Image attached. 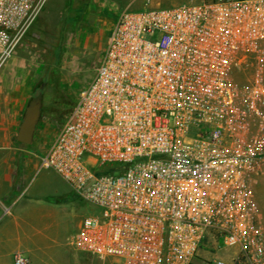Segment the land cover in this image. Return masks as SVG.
Listing matches in <instances>:
<instances>
[{"label":"built area","instance_id":"built-area-1","mask_svg":"<svg viewBox=\"0 0 264 264\" xmlns=\"http://www.w3.org/2000/svg\"><path fill=\"white\" fill-rule=\"evenodd\" d=\"M46 2L0 0V71ZM39 169L94 208L71 237L77 252L264 264L253 190L264 173V0L121 12Z\"/></svg>","mask_w":264,"mask_h":264},{"label":"rangeland","instance_id":"rangeland-1","mask_svg":"<svg viewBox=\"0 0 264 264\" xmlns=\"http://www.w3.org/2000/svg\"><path fill=\"white\" fill-rule=\"evenodd\" d=\"M130 1L47 0L0 71L1 135L5 132V138L15 140L28 103L41 93V114L33 142L27 147L41 156L79 92L93 80L111 27L120 13L189 5L197 0H136L133 4L136 7L126 8ZM36 182L58 222L54 241L45 249L18 251L27 257L29 264H117L114 260L77 252L70 246L71 237L81 221L93 213V206L77 198L51 170H39ZM253 190L255 201L264 212V173L256 178ZM74 197L75 207L70 199ZM228 251L232 252L224 250L218 256L228 255Z\"/></svg>","mask_w":264,"mask_h":264},{"label":"crops","instance_id":"crops-1","mask_svg":"<svg viewBox=\"0 0 264 264\" xmlns=\"http://www.w3.org/2000/svg\"><path fill=\"white\" fill-rule=\"evenodd\" d=\"M135 1L125 7H136ZM5 134H0V264H14L13 256L19 250L28 253L31 248L45 249L53 242L58 221L36 182L40 156L16 140L9 141ZM70 199L77 206V199ZM228 257L220 256L226 261Z\"/></svg>","mask_w":264,"mask_h":264},{"label":"water","instance_id":"water-1","mask_svg":"<svg viewBox=\"0 0 264 264\" xmlns=\"http://www.w3.org/2000/svg\"><path fill=\"white\" fill-rule=\"evenodd\" d=\"M41 93L35 95L28 103L22 121L15 135L17 143L29 146L33 142L34 133L40 117Z\"/></svg>","mask_w":264,"mask_h":264},{"label":"trees","instance_id":"trees-1","mask_svg":"<svg viewBox=\"0 0 264 264\" xmlns=\"http://www.w3.org/2000/svg\"><path fill=\"white\" fill-rule=\"evenodd\" d=\"M18 145L23 147V145H21V144H19V143H18ZM24 147H26V146H24Z\"/></svg>","mask_w":264,"mask_h":264},{"label":"flooded vegetation","instance_id":"flooded-vegetation-1","mask_svg":"<svg viewBox=\"0 0 264 264\" xmlns=\"http://www.w3.org/2000/svg\"><path fill=\"white\" fill-rule=\"evenodd\" d=\"M40 114H41V111H40Z\"/></svg>","mask_w":264,"mask_h":264}]
</instances>
